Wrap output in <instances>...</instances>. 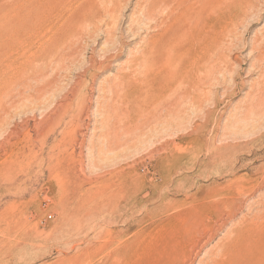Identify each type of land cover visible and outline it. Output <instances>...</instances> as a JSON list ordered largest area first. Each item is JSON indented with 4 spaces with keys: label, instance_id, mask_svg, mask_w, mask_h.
I'll return each mask as SVG.
<instances>
[{
    "label": "rangeland",
    "instance_id": "1",
    "mask_svg": "<svg viewBox=\"0 0 264 264\" xmlns=\"http://www.w3.org/2000/svg\"><path fill=\"white\" fill-rule=\"evenodd\" d=\"M29 1L16 16L35 11ZM87 1L62 4L15 49L0 25V264H264V60L253 48L264 50V0L205 1L203 23L223 22L236 49L210 63L219 75L204 106L191 105L190 61L185 76L160 70L157 53L144 61L159 33L142 12L148 0H98L89 15ZM31 53L44 72L22 73ZM154 97L171 112L179 104L178 117Z\"/></svg>",
    "mask_w": 264,
    "mask_h": 264
},
{
    "label": "bare ground",
    "instance_id": "2",
    "mask_svg": "<svg viewBox=\"0 0 264 264\" xmlns=\"http://www.w3.org/2000/svg\"><path fill=\"white\" fill-rule=\"evenodd\" d=\"M17 1V2H16ZM15 1V4H11V6H2L1 7V9H0V25L1 26H6L5 28H6V31L7 32H9V34H10V31L12 32V34L10 35V37H9V41L8 42H10L9 43V46H10V44L14 47V49H15V46L14 45H17L16 43L17 42H19L20 40H22V39H26V36L28 35V37H29V34H31V32L33 31L32 30V27L34 28V25H35V28L38 30V26H44V25H46V22H47V20H48V18L50 17V16H52V14L54 13V12H56L57 10L56 9H60V6L63 4H65L66 2H69V1H71V0H31V1H33V4H34V6H32V8H35V11L33 12V11H31L32 12V14H28V15H25V16H23V15H21L22 17H20L19 15L18 16H16L17 14H21V11L23 10L22 9V4L20 5V1H22V0H16ZM29 1V0H28ZM87 1V0H86ZM103 1V0H102ZM205 1H207V0H148V4L146 5V7L144 8V10L142 11V12H144V17L146 18V20L147 21H150V22H154L155 23V29H158L159 31V33L157 34V35H155V36H152V38L150 39V42H149V44H148V46H147V50L145 51V53L143 54V58L145 59L144 61L147 63V66H148V64L149 63H151L152 61H154L155 60V55H156V53H157V55L159 54L160 56H161V58H160V60L158 61V62H156L157 63V65H158V67H161L160 68V70H167L168 72H170V73H172V75H174V76H178L181 72H184V71H182V69H183V66L185 65V68H186V65L189 63V61H190V64L192 65V67H190L191 69H192V71H191V73H190V71L188 70V68H187V70L189 71V73H190V75H192L193 77H195V80H193V81H191L192 80V78L193 77H191V82H196V84H194V86L193 87H191L190 86V90H189V92H190V98L192 97V103L191 102H189L190 100H189V98L188 99H186V98H184V99H186L187 101L186 102H189V104L191 103V105H196V104H194V102L195 103H199L200 101H198V100H200V99H202V98H204L205 99V94L207 93H209V90H208V88L210 89V86L212 85V82H214V77H216L217 78V76L219 75H216V71H215V73H214V71H213V73L215 74V76L213 75V73H212V70H215V68H213V67H211L210 66V63H212L215 59L217 60V62L216 61H214V62H216V63H218L219 61H221L222 62V60H224V58H225V56H226V54L227 53H229L230 51H232V50H234V49H236V46H235V44L232 42V41H230V42H228L227 44H226V41L225 40H223V38H224V36L225 35H223V34H225L226 32H228V34H229V32H233V30L231 31H226L225 32V30H226V26H225V24L223 23V22H221V26H220V29H221V31H223L222 33H219L217 36H222L221 37V40L219 39L218 40V42L216 43L215 42V36H214V29H216V28H214L213 29V24L211 23H209V22H206V23H203V20H204V17L205 18H209V17H207V14L209 13V8L207 7V6H204V4L206 3ZM4 2V1H3ZM2 2V3H3ZM5 2H6V0H5ZM24 2V1H23ZM22 2V3H23ZM30 2V1H29ZM88 2V1H87ZM219 2V1H218ZM1 3V4H2ZM7 3H8V1H7ZM13 3V2H12ZM25 4V3H24ZM26 4H28L27 2H26ZM25 4V5H26ZM32 4V3H31ZM32 4V5H33ZM117 3H115V5H116ZM213 4H214V2H213ZM29 6H30V3L28 4ZM114 5V4H113ZM207 5V4H206ZM248 5H249V3H248ZM65 6H66V4H65ZM112 6V5H111ZM31 7V6H30ZM69 7H70V5H69ZM99 6H98V0H89V3H88V5H84V7L80 10L81 12L82 11H84V12H91V11H97V8H98ZM245 7V6H244ZM27 8V7H26ZM66 8V7H65ZM68 8V7H67ZM76 8V7H75ZM81 8V7H80ZM247 8V6L245 7V9ZM30 9V8H29ZM104 9V8H103ZM108 9V8H107ZM117 9V8H116ZM142 9V8H141ZM217 9V8H216ZM241 9H243V8H241ZM245 9H243V11L245 10ZM27 10V9H26ZM34 10V9H33ZM56 10V11H55ZM61 10V9H60ZM64 10V9H63ZM219 10V9H218ZM247 10V9H246ZM66 11H67V9H66ZM117 11V10H116ZM242 11V12H243ZM15 12H18V13H16V15H15ZM23 12V11H22ZM30 12V11H29ZM28 12V13H29ZM167 12V13H166ZM24 13V12H23ZM85 13V16L88 14H86ZM96 13V12H95ZM108 13V12H107ZM164 13H166L167 15H166V17H164L162 20H158L157 19V17L160 15V14H164ZM57 14V13H56ZM59 14H61V13H59ZM81 14V13H80ZM79 14V16L81 17V15H82V17H84L83 16V14H81L80 15ZM110 14V13H109ZM13 15H15V16H13ZM55 15V14H54ZM62 15V14H61ZM89 15V14H88ZM87 15V16H88ZM91 15V14H90ZM107 15V14H106ZM201 15H202V21H201V19H200V17H201ZM244 15V14H243ZM245 15H246V13H245ZM244 15V16H245ZM92 16V15H91ZM91 16H90V18H91ZM165 16V15H164ZM225 16V15H224ZM239 16V15H238ZM241 16V15H240ZM244 16H243V18H244ZM15 19V17H17V19H15L16 21H14V19ZM18 17H20V21H17L18 20ZM55 17H57V15L55 16ZM76 17H78V16H76ZM75 17V18H76ZM79 17V18H80ZM96 18H97V16H95ZM113 17V16H112ZM111 17V18H112ZM160 17H161V15H160ZM221 17H222V15H221ZM58 18V17H57ZM62 18H63V16H62ZM62 18H59V19H62ZM110 18V17H109ZM240 18V17H239ZM58 19V20H59ZM77 19V18H76ZM76 19L74 20L73 18H72V20H74V21H76ZM88 19V18H87ZM93 19V18H92ZM95 19V18H94ZM98 19V18H97ZM96 19V21H98ZM161 19V18H160ZM219 19V18H218ZM227 19V18H226ZM241 19H242V17H241ZM53 20V19H52ZM71 20V21H72ZM101 20V19H100ZM113 20V19H112ZM224 20V19H223ZM50 21V20H49ZM78 21V20H77ZM93 21V20H92ZM211 21V20H210ZM222 21V20H221ZM224 21H226V20H224ZM239 21H240V19H239ZM55 22V21H54ZM79 22V21H78ZM218 22V21H217ZM57 23V22H56ZM93 23V22H92ZM44 24V25H43ZM49 24V23H48ZM58 24V23H57ZM96 24V23H95ZM229 23H227L226 25H228ZM242 24V23H241ZM52 25H54V24H52ZM51 25V26H52ZM64 25V24H63ZM72 25H74L73 24V22H72ZM203 25V26H202ZM220 25V24H219ZM223 25L225 26V27H223ZM240 25V24H239ZM66 26V25H65ZM201 26L203 27V30L201 31L200 30V28H201ZM231 26H233L232 24H231ZM237 26V25H236ZM241 26V25H240ZM239 26V27H240ZM56 27H57V25H56ZM56 27H54V28H56ZM215 27H216V25H215ZM1 28H3V27H1ZM4 28V29H5ZM50 28L51 27H49V30H48V32L49 31H51L50 30ZM58 28H59V26L57 27V29H55V30H58ZM67 28H69L68 26H67ZM72 28V27H71ZM217 28H218V26H217ZM234 28H237V27H234ZM35 29V30H36ZM227 29H228V26H227ZM229 29H230V27H229ZM232 29H233V27H232ZM37 30L34 32V33H36L37 32ZM45 30V29H44ZM63 30V29H62ZM61 30V31H62ZM217 31L219 30V29H216ZM0 31H1V29H0ZM6 31H4V33L6 32ZM47 31V30H46ZM64 31V30H63ZM220 31V30H219ZM220 31V32H221ZM6 32V33H7ZM41 32V31H40ZM43 32V31H42ZM41 32V33H42ZM53 32V31H52ZM51 32V34L53 35V33ZM34 33H33V35H34ZM44 33H46V32H44ZM55 33H57V32H55ZM62 33V32H61ZM217 33V32H216ZM1 34V33H0ZM8 34V33H7ZM37 34V33H36ZM38 34H39V32H38ZM43 34V33H42ZM50 34V35H51ZM63 34V33H62ZM70 33H68V35H69ZM227 34V33H226ZM25 36L24 38H20V37H22V36ZM49 35V36H50ZM51 35V36H52ZM61 35V34H60ZM59 35V36H60ZM64 35H65V33H64ZM64 35H63V37H64ZM230 35H232V33L230 34ZM31 36V35H30ZM40 36V35H39ZM45 36V35H44ZM48 36V35H47ZM49 36H48V38H49ZM57 36H58V34H57ZM41 37V36H40ZM69 37V36H68ZM68 37H64V39H63V41L61 42L60 41V39L58 40V41H60L58 44H60L61 45V43H63L64 42V40L65 39H67ZM234 37V36H233ZM5 38H7V37H5ZM32 38V37H31ZM35 38V37H34ZM47 38V39H48ZM52 38H53V36H52ZM58 38V37H57ZM231 38V37H230ZM234 38H236V37H234ZM259 38V37H258ZM2 39V37L0 38V40ZM36 39V38H35ZM50 39H51V37H50ZM55 39H56V37H55ZM218 39V38H217ZM216 39V40H217ZM40 40V39H39ZM49 40V39H48ZM54 40V39H53ZM53 40H50V41H53ZM231 40H232V38H231ZM255 40V39H254ZM253 40V41H254ZM259 40V39H258ZM262 40H264V39H262ZM2 41V40H1ZM1 41H0V44H1V47H2V43H1ZM3 41H7V40H4L3 39ZM26 41V40H25ZM34 41V40H33ZM41 41H42V39H41ZM252 41V42H253ZM256 42L255 43H257V39L255 40ZM7 42V43H8ZM27 42V41H26ZM29 42V41H28ZM66 42V41H65ZM6 43V44H7ZM22 43H23V40H22ZM30 44H33V42L31 43V41L29 42ZM28 43V44H29ZM44 43V42H43ZM47 43V42H46ZM53 43V42H52ZM258 43H259V41H258ZM27 44V45H28ZM35 44V43H34ZM41 44V43H40ZM50 44V43H49ZM57 44V45H58ZM260 44V43H259ZM264 44V43H263ZM8 45V44H7ZM7 45H5L6 47H7ZM23 44H21V46H22ZM26 45V44H25ZM26 45V46H27ZM41 45H43V50H44V44H41ZM48 45V44H47ZM53 45V44H52ZM51 45V46H52ZM60 45L58 46L59 48H60ZM64 45V43L61 45V46H63ZM254 45V44H253ZM19 46V45H18ZM25 46V47H26ZM36 47V45H32V46H27V49L28 48H30V47ZM46 46V45H45ZM54 46H56V44L54 43ZM259 46V45H258ZM260 46H261V44H260ZM40 47V46H39ZM39 47H38V50H39ZM46 47H48V46H46ZM122 47V46H121ZM253 47V46H252ZM264 47V46H263ZM3 48V47H2ZM8 49H9V47H7ZM10 48H12V47H10ZM19 48V47H18ZM54 48H57V46L56 47H54ZM72 48V47H71ZM75 48V47H74ZM73 48V49H74ZM144 48H146V46L144 47ZM254 49H258V51H260V54L262 55V57L260 58L259 57V59H258V61L257 62H261V60H264V50H263V48H260V47H253ZM32 49H34V48H32ZM31 49V50H32ZM49 49V48H48ZM50 49H51V47H50ZM49 49V52L47 51L46 53H49L48 55H51V57H46L47 56V54H45V57L47 58V60H46V58H45V60L47 61V62H49L50 63V61H49V59H52V57L54 58V56H52L53 55V53L51 52V50ZM58 49V48H57ZM17 50H19V49H17ZM30 50V52H32ZM11 51V50H10ZM15 51V50H14ZM53 51V50H52ZM56 51V50H55ZM142 51V50H141ZM253 51V50H252ZM258 51H256V52H258ZM6 52V51H5ZM8 52V51H7ZM13 52V51H12ZM16 52V51H15ZM67 52V51H66ZM4 53V52H3ZM2 53V55H1V57L4 55ZM37 53V52H36ZM52 53V54H51ZM259 53V52H258ZM6 54V53H5ZM13 54V53H12ZM15 54V53H14ZM38 54V53H37ZM36 54V55H37ZM40 54H42V53H40ZM139 54V53H138ZM259 54V55H260ZM8 55V54H7ZM34 54H30L29 56H28V58H27V62H25V63H27V65H25V68L23 69V70H21L22 71V73L23 72H25V73H34L36 70H37V72L39 71V69H40V67L41 66H43V65H47V62H41V66H39L37 69H34V67H35V65L37 64V63H40L39 61H37V63L34 65V56H33ZM55 56L57 55L56 53L54 54ZM141 55V54H140ZM38 56V55H37ZM37 56H35V57H37ZM42 56V55H41ZM44 56V55H43ZM138 56V55H137ZM11 57H13L12 55H11ZM40 57V56H39ZM56 57H58V56H56ZM136 57V56H135ZM142 57V56H141ZM49 58V59H48ZM158 58V57H157ZM258 58V57H257ZM9 59V58H8ZM261 59V60H260ZM11 60H13V59H11ZM10 60V61H11ZM42 60H44V59H42ZM133 60V59H132ZM131 60V61H132ZM136 60V59H135ZM142 60V59H141ZM257 60V59H256ZM260 60V61H259ZM15 61V60H14ZM17 61H19V60H17ZM16 61V62H17ZM41 61V60H40ZM70 61V60H69ZM73 61V60H72ZM136 61H138V60H136ZM156 61V60H155ZM186 61V64L184 63ZM228 61H230L229 59H228ZM13 62V61H12ZM15 62V64H17ZM24 62H22L21 64H22V66H23V64H24ZM225 62V61H224ZM44 63V64H43ZM61 63V62H60ZM139 63V62H138ZM145 63V64H146ZM262 63H264V61L262 62ZM261 63V64H262ZM21 64H19V65H21ZM43 64V65H42ZM55 64H56V62H55ZM134 64V63H133ZM152 64V63H151ZM155 64V63H154ZM189 64V65H190ZM226 64V63H225ZM228 64L229 63H227V67L225 68V69H223V72H229V70L231 69V67H229L228 66ZM255 64H256V62H255ZM61 65V64H60ZM138 65V64H137ZM136 65V66H137ZM220 65H224V64H220ZM51 66V65H50ZM135 66V65H134ZM135 66V67H136ZM146 66V65H145ZM144 66V67H145ZM232 66V65H231ZM256 66V65H255ZM260 66V65H259ZM24 67V66H23ZM44 67V66H43ZM45 67H47V66H45ZM53 67V66H52ZM69 67V66H68ZM138 67V66H137ZM154 67H156V66H154ZM261 67V66H260ZM21 68V67H20ZM153 68V67H152ZM184 68V69H185ZM96 69V68H95ZM154 69V68H153ZM158 69V68H157ZM17 70V72L19 73V69H16ZM44 69H40V71L41 72H44L43 71ZM28 71V72H27ZM130 71V70H129ZM158 71V70H157ZM163 71V72H164ZM231 71V70H230ZM50 72V71H49ZM147 74H149L150 76H153L154 75V73L152 72V70L151 69H147ZM187 72V71H186ZM39 73V72H38ZM161 73V72H160ZM188 73V72H187ZM187 73L185 74V75H187ZM217 73H220V72H217ZM231 73V72H230ZM120 74V73H119ZM19 75H22V74H19ZM31 75V74H30ZM33 75V74H32ZM159 75V74H158ZM181 75V74H180ZM184 74L183 75H181V76H185ZM189 75V76H190ZM222 75H224V74H222ZM155 76V75H154ZM169 76V75H168ZM27 77H28V74H27ZM158 78V77H157ZM169 78V77H168ZM183 78V77H182ZM182 78H181V82H180V84H183L182 83ZM190 78V77H189ZM189 78H187V79H189ZM38 79V78H37ZM45 79V78H44ZM117 79V78H116ZM122 79V78H121ZM151 79V78H150ZM161 79H162V77H161ZM164 79V78H163ZM162 79V80H163ZM40 80H42V79H40ZM119 80V79H118ZM167 80H169V79H167L166 78V80L165 81H167ZM217 80H219V79H217ZM44 81V80H43ZM52 81V80H51ZM139 81V80H138ZM154 81V80H153ZM159 82L158 83H161V81L160 80H158ZM164 81V80H163ZM190 81H188V82H190ZM215 81H216V79H215ZM118 82V81H117ZM127 82V81H126ZM16 82H13L12 84H8L7 83V91L8 90H10L11 88H12V86L14 87V84H15ZM41 83V82H40ZM54 83V82H53ZM167 83H169V82H167ZM166 83V84H167ZM185 83V82H184ZM22 84V83H21ZM113 84V83H112ZM117 84V83H116ZM125 84V83H124ZM129 83L127 82V85H128ZM154 84H155V82H154ZM170 84V83H169ZM177 84V83H176ZM30 85V84H29ZM108 85V84H107ZM126 85V86H127ZM163 85V84H162ZM220 85V84H219ZM17 86V85H16ZM27 86V85H26ZM39 86V85H38ZM47 86V85H46ZM50 86H52V85H50ZM120 86V85H119ZM129 86V85H128ZM161 86V85H160ZM159 86V87H160ZM164 86H165V84H164ZM167 86H169V85H167ZM166 86V87H167ZM176 86V85H175ZM178 86V85H177ZM177 86H176V88H177ZM42 87V86H41ZM53 87V86H52ZM122 87V86H121ZM163 87V86H162ZM166 87H164V88H166ZM171 86H169V88H170ZM180 87V86H179ZM184 87V86H183ZM260 87V86H259ZM19 88V87H18ZM17 88V89H18ZM154 88H155V86H154ZM168 88V89H169ZM181 88V87H180ZM21 89V88H20ZM29 89V88H28ZM170 89H172L173 90V88L171 87ZM170 89H169V92L171 93L172 92V94H174L173 92L174 91H170ZM188 89H189V87H188ZM13 90V89H12ZM162 90H163V88H162ZM178 90V89H177ZM18 91V90H17ZM43 91V90H42ZM116 91V90H115ZM122 91V90H121ZM176 91V90H175ZM260 91V90H259ZM119 92V91H118ZM123 92V91H122ZM164 92H166V94L168 93L166 90L164 91ZM187 93H188V90L186 91ZM14 93V92H13ZM153 93V92H152ZM158 93V92H157ZM186 93V94H187ZM258 93V92H257ZM260 93V92H259ZM149 94V93H148ZM154 94H155V91H154ZM186 94H184L186 97H187V95ZM33 95V94H32ZM116 95V94H115ZM158 95V97H164L165 95L164 94H156V96ZM162 95H164V96H162ZM176 95V94H175ZM209 95V94H208ZM260 95V94H259ZM28 96V95H27ZM31 96V95H30ZM110 96V95H109ZM123 96V95H122ZM153 96V95H152ZM155 96V95H154ZM16 97V96H15ZM114 97V96H113ZM33 98V97H32ZM47 98V97H46ZM118 98H119V96H118ZM149 98V97H148ZM152 98V97H151ZM155 98L157 99V97H154V99H151L150 100V102L152 101H154L155 100ZM162 98H161V100H162ZM169 98V97H168ZM21 99V98H20ZM110 99H113V98H110ZM174 99V98H173ZM172 99V100H173ZM25 100V99H24ZM119 100H120V98H119ZM144 101H145V99H144ZM157 101L158 102H156V100L154 101L155 103H159V101L160 100H158L157 99ZM163 101V100H162ZM164 101H166V99L164 100ZM171 101V100H170ZM181 101H183L184 102V100H181ZM205 101L206 100H201V103L200 104H202L203 106H204V104L202 103V102H204L205 103ZM117 102V101H116ZM179 102H180V99H179ZM178 102V103H179ZM207 102V101H206ZM263 102H264V100H263ZM12 103V102H11ZM15 103V102H14ZM115 103V102H114ZM136 103V102H135ZM134 103V105H136ZM161 103V104H160ZM159 103V105L158 106H160V105H162V102H160ZM163 103H166V102H163ZM170 103V102H169ZM168 103V104H169ZM109 104V102L107 103V105ZM116 104V103H115ZM138 104V103H137ZM145 104H149V101H148V103H145ZM151 104V103H150ZM154 104V103H153ZM153 104H151V105H153ZM171 104V103H170ZM169 104V105H170ZM206 104V103H205ZM261 104H263V103H261ZM9 105V104H8ZM14 105V104H13ZM105 105V104H104ZM154 105H156V104H154ZM164 105V106H163ZM162 106H160V107H164V108H167L166 110H168V112H170L171 114H173V116L174 117H178V114H179V104H174L173 105V111L171 112V110L170 109H168V108H170L171 106H167L166 107V105L165 104H163ZM182 105H183V103H182ZM190 105V106H191ZM35 106V105H34ZM61 106V105H60ZM114 106V105H113ZM121 106V105H120ZM197 106H199V105H197ZM260 106V105H259ZM258 106V107H259ZM264 106V105H263ZM21 107H22V104H21ZM115 107V106H114ZM137 106H135L134 108H136ZM185 107H187V106H185ZM192 107H194V106H191V108ZM26 108V107H25ZM117 108H118V106H117ZM122 108V107H121ZM158 108V110L160 109L159 107H157ZM102 109H103V107H102ZM108 109V108H107ZM115 109V108H114ZM144 109H146V108H144ZM148 109L150 110V108L148 107ZM152 109V108H151ZM252 109V108H251ZM261 109V108H260ZM263 109V108H262ZM106 110V109H105ZM117 110V109H116ZM119 110V109H118ZM122 110V109H121ZM124 110V109H123ZM127 110V109H126ZM136 110H138V109H136ZM148 110V111H149ZM154 111H155V113L157 114V111L158 110H155V109H153ZM152 110V111H153ZM161 110V109H160ZM165 110V109H164ZM165 110V112L167 113V111ZM191 110V109H190ZM199 109H195V111L194 112H197ZM21 111V110H20ZM109 111V110H108ZM139 111V110H138ZM143 111H146V110H143ZM200 111V110H199ZM105 112V111H104ZM123 112V111H122ZM159 112H161V111H159ZM159 112H158V114H159ZM162 112H164V111H162ZM161 112V113H162ZM186 112H188V111H186ZM247 112V111H246ZM107 113V112H106ZM112 113H114V112H112ZM111 113V114H112ZM170 113H167V114H170ZM18 114V113H17ZM105 114V113H104ZM119 114V113H118ZM117 114V115H118ZM149 114V113H148ZM148 114H147V116H148ZM152 114H153V116H155V120L158 118L155 114H154V112H151V114H149V115H151V116H148L147 118L145 117V121L147 122V120L149 121V118L151 117V120L150 121H152V120H154V119H152L153 118V116H152ZM162 114H164V113H162ZM182 114V113H181ZM248 114V113H247ZM161 115V114H160ZM159 115V119H161V116ZM244 115H246V114H244ZM110 116H112V115H110ZM121 116V115H120ZM164 116H165V114H164ZM163 116V117H164ZM189 116V115H188ZM248 116V115H247ZM127 117V116H126ZM157 117V118H156ZM162 117V119L164 120V119H167L168 120V116L167 117H165V118H163ZM184 117H185V115H184ZM10 118V117H9ZM104 118V117H103ZM110 118V117H109ZM109 118H107L108 120H109ZM114 118H115V116H114ZM119 118V117H118ZM180 118V117H179ZM199 118V117H198ZM110 119H113V118H110ZM124 119V118H123ZM158 119V121H160ZM173 119V118H172ZM186 119V118H185ZM154 120V121H155ZM104 121V120H103ZM107 121V120H106ZM110 121V120H109ZM113 121H115V120H113ZM143 121V120H142ZM154 121L153 122H150V123H154ZM166 121V120H165ZM164 121V124H167L166 122ZM182 121H183V119H182ZM181 121V122H182ZM124 122V121H123ZM179 122V121H178ZM105 123V122H104ZM143 123V122H142ZM148 123L149 122H147L146 123V125H148ZM149 123V124H150ZM156 123L157 122H155L154 124L156 125ZM163 122H161L160 124H162ZM108 124V123H107ZM160 124H158V126L157 127H160L161 125ZM109 125V124H108ZM112 125V124H111ZM115 125V124H114ZM139 125V124H138ZM160 125V126H159ZM172 125V124H171ZM125 126V125H124ZM144 126V129H145V127L148 129V126H145V125H143ZM150 126H152L151 124H150ZM150 126H149V128H150ZM112 127V126H111ZM136 127V126H135ZM155 128L154 127V129H157L158 130V128ZM134 128V127H133ZM161 128V127H160ZM176 128H177V126H176ZM106 129V128H105ZM114 129H116V128H114ZM124 129V128H123ZM107 130H108V128H107ZM120 131V130H119ZM118 131V132H119ZM132 131V130H131ZM139 131V130H138ZM141 131V130H140ZM165 131V130H164ZM118 132H116V133H118ZM123 132V131H122ZM146 132V131H145ZM162 132V131H161ZM169 132V131H168ZM125 133V132H124ZM127 133V132H126ZM131 133V132H130ZM164 133V132H163ZM165 133H166V131H165ZM134 134V133H133ZM15 135V134H14ZM13 135V136H14ZM130 135V134H129ZM135 135V134H134ZM156 135V134H155ZM161 135V134H160ZM116 136V135H115ZM126 137H127V134H126ZM130 137V136H129ZM5 138V137H4ZM111 138V137H110ZM109 138V139H110ZM133 138V137H132ZM145 138V137H144ZM171 138V137H170ZM116 140V139H115ZM122 140V139H121ZM138 140V139H137ZM151 141V140H150ZM118 143V142H117ZM136 143V142H135ZM115 144V143H114ZM113 145V144H112ZM121 145V144H120ZM133 145V144H132ZM110 148H112V147H110ZM176 148V147H175ZM113 149V148H112ZM117 149V148H116ZM125 150V149H124ZM111 153V152H110ZM238 192H239V190H238ZM237 192V193H238ZM222 251V250H221ZM218 256V255H217ZM214 257V256H213ZM219 258V257H218Z\"/></svg>",
    "mask_w": 264,
    "mask_h": 264
}]
</instances>
